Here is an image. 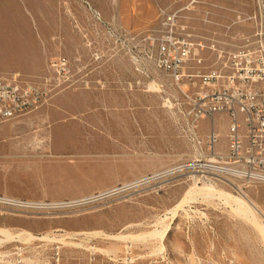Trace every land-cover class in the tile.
Segmentation results:
<instances>
[{"label": "rangeland", "instance_id": "1", "mask_svg": "<svg viewBox=\"0 0 264 264\" xmlns=\"http://www.w3.org/2000/svg\"><path fill=\"white\" fill-rule=\"evenodd\" d=\"M88 1L101 20L84 0H0V71L43 74L66 56L93 78L0 122V194L57 202L0 205V264H264V183L139 181L190 151L164 105L168 76L155 67L166 34L159 6L197 38L239 12L264 17V0ZM207 11L220 24H206ZM256 29L255 20L235 26ZM227 124L216 120L222 133Z\"/></svg>", "mask_w": 264, "mask_h": 264}, {"label": "built area", "instance_id": "2", "mask_svg": "<svg viewBox=\"0 0 264 264\" xmlns=\"http://www.w3.org/2000/svg\"><path fill=\"white\" fill-rule=\"evenodd\" d=\"M84 1L101 20V12ZM159 13L166 34L156 42L155 67L168 76L172 89L164 105L190 150L166 170V175L215 178L245 187L264 183L263 15L239 12L222 24L223 30L200 33L195 38L187 24H180L177 11L159 6ZM254 20V34L235 30L239 23ZM203 21L220 24L210 11ZM149 38L154 44L156 39ZM237 38L243 42L237 43ZM92 83L90 65L76 69L66 56L50 60L43 74L0 71V122L42 107L64 88H90ZM218 114L228 118L225 149L220 148L223 136L216 125ZM204 121L209 122L208 130L203 129ZM32 201L0 194V205L5 207L33 209L27 204ZM44 202L57 207V202Z\"/></svg>", "mask_w": 264, "mask_h": 264}, {"label": "bare ground", "instance_id": "3", "mask_svg": "<svg viewBox=\"0 0 264 264\" xmlns=\"http://www.w3.org/2000/svg\"><path fill=\"white\" fill-rule=\"evenodd\" d=\"M167 173H161L160 175H158V174H156V175H154L153 177H150V178H145V180L143 181V182H148V181H150V180H153V179H155V178H158V177H160V176H162V175H166ZM238 188H239V186H238ZM27 204H29V206H31V207H36V208H46V207H51V206H55L53 203L52 204H46L44 201L43 202H34V201H32V202H28Z\"/></svg>", "mask_w": 264, "mask_h": 264}, {"label": "crops", "instance_id": "4", "mask_svg": "<svg viewBox=\"0 0 264 264\" xmlns=\"http://www.w3.org/2000/svg\"><path fill=\"white\" fill-rule=\"evenodd\" d=\"M216 118H217V119H220V118H221V119H227V120H228L226 114H218ZM219 131L221 132L222 136L224 137L225 134H226V129H225V133H222L221 130H219ZM223 137H222V140H221V142H220V148H221V149H225L226 146H227V140H226V139H223ZM225 138H226V137H225Z\"/></svg>", "mask_w": 264, "mask_h": 264}]
</instances>
